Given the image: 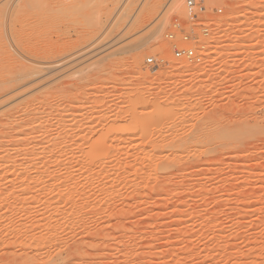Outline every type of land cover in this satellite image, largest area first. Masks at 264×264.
Returning a JSON list of instances; mask_svg holds the SVG:
<instances>
[{
    "label": "rangeland",
    "instance_id": "1",
    "mask_svg": "<svg viewBox=\"0 0 264 264\" xmlns=\"http://www.w3.org/2000/svg\"><path fill=\"white\" fill-rule=\"evenodd\" d=\"M186 2L0 0V264H264V0Z\"/></svg>",
    "mask_w": 264,
    "mask_h": 264
},
{
    "label": "bare ground",
    "instance_id": "2",
    "mask_svg": "<svg viewBox=\"0 0 264 264\" xmlns=\"http://www.w3.org/2000/svg\"><path fill=\"white\" fill-rule=\"evenodd\" d=\"M173 8H175L174 10L178 11V13H179V11H180L179 14H181V13L183 12L182 9H181V7H180V4H178L177 2H175V4L173 5ZM29 79H30V76H29V75H22V76L16 77L15 80H12V81H11V79H9V80H6L5 82H3V83L0 84V111H1V112H2V110L6 107V105H7V107H9L8 104L10 105V103H11V104H12V103H15L14 100H15V99L17 100V98L21 95V93L18 92V91H21L20 88H21L22 86H24L25 84L30 83ZM12 83H13V85H11ZM16 92H18V93H16ZM5 95H6V96H5ZM18 95H19V96H18ZM4 96H5V97H4ZM2 97H3V98H2ZM17 101H18V100H17ZM147 102H148V101H147ZM178 102H179V99H178ZM180 102H181V101H180ZM175 103H176V102H175ZM181 104H182V103H180V105H181ZM144 105H145V104H144ZM177 105H178V104H177ZM177 105H176V106H177ZM249 105H250V104H249ZM14 106H15V105H14ZM19 106H20V105H19ZM173 106H174V105H173ZM195 106H196V105H195ZM181 107H182V106H181ZM9 108H10V107H9ZM9 108H7V109L9 110ZM12 108H13V106H12ZM14 108H16V106H15ZM173 108H174V107H173ZM7 109H5V110L7 111ZM20 109H21V108H20ZM174 109H175V108H174ZM10 110H11V109H10ZM15 110H16V109H15ZM143 110H144V109H143ZM168 110H169V109H168ZM172 110H173V109H172ZM175 110H176V109H175ZM251 110H252V109H251ZM12 111H13V110H12ZM8 112H9V111H8ZM8 112H4V114L1 113V115H3V116H1V115H0V116L3 118V120H6V121H8V123H10L9 121L12 119V113H13L14 111L11 112V113H10V112L8 113ZM15 112H16V111H15ZM159 112H160V110H159ZM162 112H163V111H162ZM167 112H168V111H167ZM172 112H174V111H172ZM253 112H254V111H253ZM154 113H155V112H154ZM163 113H164V112H163ZM165 113H166V112H165ZM165 113H164V114H165ZM258 113H259V112H258ZM262 113H263V112H262ZM159 114H160V113H159ZM159 114H158V116H159ZM169 114H170V113H169ZM169 114H168V116H169ZM260 114H261V113H260ZM13 115H14V114H13ZM15 115H16V114H15ZM15 115H14V116H15ZM18 115H19V114H18ZM154 115H155V114H154ZM161 115H163V114L161 113ZM166 115H167V114H166ZM177 115H178V114H177ZM177 115H176V116H177ZM155 116H157V113H156ZM164 116H165V115H164ZM164 116H162L163 119H164ZM168 116H165V118L167 119ZM1 117H0V118H1ZM169 117H170V119L172 118L171 120H173L174 115H173V117H171V115H170ZM2 118H1V119H2ZM15 118H16V117H15ZM174 118H175V117H174ZM1 119H0V129H1V128H5V125H3V123L1 122ZM170 119H169V120H170ZM176 119H177V118H176ZM204 119H205V118H204ZM200 120H203V119H200V118H199L198 121H199L201 124L204 125L205 120H204L203 123H202ZM160 121H161V120H160ZM241 121H242V120H241ZM252 121H253V120H252ZM259 121H261V120H259ZM3 122H4V121H3ZM16 122H17V121H16ZM16 122H15V123H16ZM171 122H172V121H171ZM188 122L191 123V121H188ZM188 122H187V123H188ZM195 122H196V121H195ZM199 122H197V123H199ZM207 122H208V121H207ZM207 122H206L205 124H207ZM263 122H264V121H263ZM263 122H262V123H263ZM8 123H7V124H8ZM165 123H166V121H165ZM182 123L185 124V122H182ZM197 123H196V124H197ZM200 123H199V124H200ZM209 123H210V121H209ZM216 123H217V122H216ZM240 123H241V122H240ZM243 123H244V122H243ZM161 124H162V123H161ZM161 124H160V125H161ZM168 124H169V123H168ZM199 124H198V125H199ZM258 124H259V122L256 123V124L254 123V124H253L254 126H253V125H246L245 127H246L247 129H250V132H251V130H252L253 128H255V125H256V126H259ZM8 125H9V124H8ZM198 125H197V126H198ZM207 125H208V124H207ZM207 125L205 126L206 128H207ZM211 125H212V124H211ZM211 125H210V126H211ZM240 125H241V124H240ZM6 126H7V125H6ZM181 126H183V125H181ZM200 126H201V125H199V128L204 127V126H202V127H200ZM213 126H214V125H213ZM233 126H234V125H233ZM251 126H253V127H251ZM179 127H180V126H179ZM186 127H187V126H186ZM186 127H185V128H186ZM191 127H192V126H191ZM205 127H204V129H205ZM231 127H232V126H231ZM231 127H230V128H231ZM245 127H242V128H245ZM180 128H181V127H180ZM214 128H215V127L211 128L212 131H214ZM232 128H233V129H232ZM232 128L230 129L231 131H233L234 128H235L234 132H236V131L238 130V129H236V127H232ZM251 128H252V129H251ZM257 128H258V127H257ZM262 128H263V127H262ZM181 129H182V128H181ZM183 129H184V128H183ZM197 129H198V128H197ZM247 129H245V130L247 131ZM207 130H209V129H207ZM227 130H229V129H227ZM239 130H241V129H239ZM239 130H238V131H239ZM242 130H243V129H242ZM245 130H243V131H245ZM255 130H256V129H254V130L252 131L253 133H250V134H252V136H250V134H249V136L247 135L248 138H249V137H251V138L253 137V134H254V131H255ZM205 131H206V130H205ZM205 131H203L204 133L201 132V133H203L201 136L198 137V135H197V137H198V138L196 137L197 140L193 139V140H195V141H199L197 145H199V143H201L200 145H201L202 147H203V145H202L203 142H204V146H205V142H206V141H208L210 138H211L210 140H212V137H211L212 132H211V130H209L210 132L208 131L207 133H206ZM215 131L217 132L216 129H215ZM220 131H222V130H220ZM238 131H237V132H238ZM248 131H249V130H248ZM248 131H247V132H248ZM256 131H257V130H256ZM261 131H264V129H263V130L261 129ZM178 132H179V130H178ZM216 132H214V133H216ZM229 132H230V131H229ZM0 133H1V130H0ZM201 133H200V134H201ZM230 133H231V132H230ZM240 133H242V132H240ZM257 133H258V132H256V134H257ZM162 134H163V133H162ZM225 134H226V136L228 137V134H227V133H224V137H225ZM242 134H243V133H242ZM219 135L221 136L222 133L217 132V134H213L214 137L216 136L215 139H213V140H221V139H219V137H220ZM231 135H232V133H231ZM244 135H246V133L243 134L242 136H244ZM18 136H19V135H18ZM164 136H165V135H164ZM233 136H234V137H233ZM236 136L239 137L238 139L241 138V137H240L241 135L233 134V135H232L233 140L236 139V138H235ZM15 137H16V140H17L16 142H19L18 139L21 140V138H18L17 135H16ZM19 137H20V136H19ZM158 137H159V136H158ZM160 137H162V136L160 135ZM17 138H18V139H17ZM32 138H33L32 136H29V137L27 138V140H25V143L27 144L28 142H30V140H31ZM194 138H195V137H194ZM216 138H217V139H216ZM228 138H229V140H230V139H231V136L228 137ZM246 138H247V137H246ZM246 138H245V139H246ZM256 138H257V137H256ZM162 139H163V138H162ZM225 139H227V138L225 137ZM243 139H244V138L242 137V139H240V140L237 141L238 145H240V144L243 145V144L245 143L246 140H245V139L243 140ZM191 140H192V139H191ZM236 140H237V139H236ZM255 140H257V139H255ZM186 141H187V140H186ZM186 141H185V142H186ZM188 141L191 143L190 140H188ZM188 141H187V142H188ZM222 141H224L223 138H222ZM250 141H251V140H250ZM14 142H15V141H14ZM20 142H21V141H20ZM20 142H19V144H20ZM187 142H186L185 146H183V147L185 148L184 151H183L182 149H180V148L178 149L179 151L182 150L181 152H182V153L184 152V154H186L187 152L190 153L189 151H186V150H187L188 148L192 147V144H193V143L190 144V145H191V146H190L189 143H187ZM192 142H193V141H192ZM217 142H218V141H217ZM225 142H226V141H225ZM233 142H234V141H233ZM183 143H184V142H183ZM196 143H197V142H196ZM237 143H236V144H237ZM239 143H240V144H239ZM211 144H212V143H211ZM231 144H232V143H231ZM234 144H235V143H234ZM249 144H250V143H249ZM182 145H183V144H182ZM187 145H188V146H187ZM197 145H196V147H197ZM2 146H5V144L3 145V141H1V138H0V148L3 149ZM22 146H23V145H22ZM193 146L195 147V143H194ZM201 146H200V148H201ZM180 147H181V146H180ZM198 147H199V146H198ZM244 147H245V146H244ZM244 147H243V148H244ZM184 148H183V149H184ZM200 148H199V149H200ZM17 149H19V148H17ZM190 149H191V148H190ZM199 149L197 150V152H200V151H201V150L199 151ZM0 150H1V149H0ZM26 150H27V149H26ZM205 151H206V150H205ZM27 152H28V151H26V154H27ZM32 152H33V150H32ZM177 152H178V151H177ZM177 152H176L175 154H177ZM192 152H196V151L193 150ZM192 152H191V153H192ZM197 152H196V153H197ZM202 152H203V154H205V152H204L203 150H202ZM182 153L179 152V154H182ZM196 153H192V154H193V155H194V154L196 155ZM206 153L208 154V152H206ZM32 154H33V153H32ZM184 154H183V156H184ZM195 155H194V156H195ZM178 156H182V155H178ZM178 156L176 155L177 158H180V157H178ZM165 157H167V156H165ZM170 157H171V156H170ZM173 157H174V156H173ZM176 157H174V158H176ZM162 158H163V157H162ZM162 158H161V159H162ZM167 158L170 159V158H169V155H168ZM167 158H165V159H167ZM181 158H183V157H181ZM163 159H164V158H163ZM163 159H162V161H160V164L163 162ZM165 159H164V160H165ZM168 159H167V160H168ZM167 160H166V163H167ZM174 160H176V159H172V161H174ZM168 161H169V160H168ZM172 161H170L168 164L171 165V162H172ZM178 161H179V159H178ZM136 162H137V159H136V158H135L133 161H129V163H128V164H129V167L127 166V169H128V168H132V167H134V165L139 166V165H138L139 163H138V164H135ZM15 163H16V162H15ZM27 163H29V162H27ZM57 163H58V161H57ZM59 163H60V162H59ZM112 163H113V162H112ZM163 163H164V162H163ZM163 163H162V164H163ZM130 164H131V167H130ZM151 164H152V163H151ZM76 165H77V163H76ZM156 165H157V164H156ZM170 165H169V166H170ZM59 166H60V164H59ZM59 166H58V167H59ZM82 166H83V165H82ZM157 166H158V165H157ZM159 166H161V165H159ZM165 166H166V165H165ZM169 166H168V168H169ZM55 167H56V166H55ZM78 167H80V165H78ZM139 167H140V166H139ZM139 167H137V169H136V168H135V169H136L137 171H139V170H138ZM163 167H164V165H163ZM164 168H166V167H164ZM65 169H66V167H65ZM71 169H72V168H71ZM133 169H134V168H133ZM68 170H70V169H68ZM68 170H67V171H68ZM78 170H79V169L75 170V172L78 171ZM122 170H123V169H122ZM128 170H130V169H128ZM46 171H47V170H46ZM48 171H49V170H48ZM80 171H81V170H80ZM130 171H132V169H131ZM75 172H74V173H75ZM133 172H134V171H133ZM68 173H69V171H68ZM137 173H138V172H137ZM139 173H140V172H139ZM139 173H138V175H139ZM133 174H134V173H133ZM135 174H136V173H135ZM68 175H69V174H68ZM70 177H72V176H70ZM73 178H74V177H72V179H73ZM122 180H123V179H122ZM172 184H173V183H172ZM76 186H77V185H76ZM76 188H77V187H75L74 189L76 190ZM69 190H70V189L67 190V192H69V193H66V196H68V195L70 196V193H71V197L68 196V197L71 199V198H73V197H72V191H71V190H73V189L71 188V190H70V191H69ZM75 190H73V192H74ZM76 192H77V194H79L78 196H81V195H80V193H81L80 191L78 192V190H77ZM76 192L74 193V195H75L74 197H76ZM59 193H60V192H59ZM59 193H58V196H57V197H62V199H63V196H62V195L60 196ZM62 193H63V192H62ZM62 193H61V194H62ZM67 194H68V195H67ZM57 197H56V198H57ZM79 198H81V197H79ZM62 199H59V201L61 202ZM70 199H69V200H70ZM74 199H75V200H74L73 202H74V204H75V201H76L77 198H74ZM54 200H55V199H54ZM56 200H57V199H56ZM71 200H72V199H71ZM71 200H70L69 202H71ZM77 200H78V199H77ZM79 201H80V200H79ZM60 202H59V203H60ZM76 202H77V201H76ZM56 203H57V201H56ZM56 203H53V204H56ZM78 203H79V202H78ZM87 203L90 204L89 201H88ZM87 203H85L84 205H86ZM71 204H72V203H71ZM76 205H77V204H76ZM84 205H83V206H80V208L83 207V208L85 209L86 206H84ZM87 205H88V204H87ZM90 205H92V204H90ZM95 205H97V204L95 203ZM105 205H106V204H105ZM72 206H74V205L72 204ZM92 206H93V205H92ZM97 206H98V205H97ZM99 206H100V205H99ZM102 206H103V205H102ZM49 207H50V206H49ZM51 207H52V206H51ZM74 207H75V206H74ZM76 207H79V206H76ZM76 207H75V209H77ZM87 207H89V205H88ZM53 208H54V207H53ZM53 208H52V209H53ZM57 208H58V207H57ZM80 208H79V210H80ZM83 208H81V209H83ZM49 209H51V208H49ZM52 209H51V210H52ZM71 209H72V208H71ZM54 210H55V208H54ZM54 210H53V212H54ZM121 210H123V209H121ZM124 210H125V209H124ZM72 211H73V210H71V212H72ZM77 211H78V210H77ZM81 211H82V210H81ZM75 212H76V211L72 212V213H73V214H72L73 216L76 215ZM122 212H123V211H122ZM126 212H127V211H126ZM126 212H123V213H126ZM119 213H120V211H119ZM130 214H132V213H130ZM80 217H81V216H80ZM80 217L78 218V221H76L77 224H79V223H81L82 221H84V219L82 218L83 220H81ZM74 218H75V216L73 217V219H74ZM76 218H77V217H76ZM119 219H120V218H119ZM74 220H76V219H74ZM74 222H75V221H74ZM84 222H85V221H84ZM119 222H120V221H119ZM71 223H72V224H75V223L72 222V220H71ZM71 223H70V224H71ZM82 223H83V222H82ZM72 224H71V225H72ZM80 225H81V224H80ZM85 225H87V224H85Z\"/></svg>",
    "mask_w": 264,
    "mask_h": 264
},
{
    "label": "built area",
    "instance_id": "3",
    "mask_svg": "<svg viewBox=\"0 0 264 264\" xmlns=\"http://www.w3.org/2000/svg\"><path fill=\"white\" fill-rule=\"evenodd\" d=\"M205 0H187L186 2V10H187V14L189 17L196 19L199 16V13H204L206 12V7L204 5ZM220 13L222 11H219ZM187 54L186 50H180L178 52H176V57L177 58H181L184 55ZM148 63L150 65H157V61L156 58H149L148 59Z\"/></svg>",
    "mask_w": 264,
    "mask_h": 264
}]
</instances>
